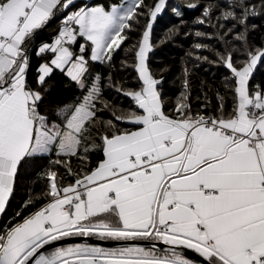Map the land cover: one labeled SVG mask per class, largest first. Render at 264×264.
I'll return each instance as SVG.
<instances>
[{
    "label": "snow or ice",
    "instance_id": "snow-or-ice-1",
    "mask_svg": "<svg viewBox=\"0 0 264 264\" xmlns=\"http://www.w3.org/2000/svg\"><path fill=\"white\" fill-rule=\"evenodd\" d=\"M144 6V0L112 4L110 10L103 5L77 7L74 0H0V213L22 165L53 149L57 157L42 173L46 191L30 197L25 207L41 198L47 203L0 231V264H264V89L250 91L249 86L257 64L264 61V48L249 52L240 67L231 54L222 57L235 83L230 114L225 115L221 102L219 116L191 115L184 93L176 102V115L166 114L156 88L159 81L146 63L153 21L165 6V0H156L133 47L142 87L125 95L136 107L115 115V120L136 127L119 131L107 121L105 127L114 130L99 137L101 145L94 143L101 89L99 76L85 82L88 59L110 62ZM72 7L76 10L64 16L52 43L37 51L38 56L54 54L37 69V83L43 86L54 69H66L87 94L49 116L39 110L41 92L26 79L27 45L57 11ZM229 17L235 18L234 13L227 12L225 19ZM78 36L90 42V57L85 55L88 44L80 45V54L65 46ZM90 143L102 150L103 158L94 168L73 172L72 158L86 161ZM53 165L64 167L73 179L60 184ZM70 236L159 241L172 248L159 255L155 246L106 249L80 243L57 247L48 255L41 251ZM176 247L202 259H188Z\"/></svg>",
    "mask_w": 264,
    "mask_h": 264
},
{
    "label": "trees",
    "instance_id": "trees-1",
    "mask_svg": "<svg viewBox=\"0 0 264 264\" xmlns=\"http://www.w3.org/2000/svg\"><path fill=\"white\" fill-rule=\"evenodd\" d=\"M120 1L91 0L90 4L108 8ZM155 2L156 0H144L145 6L138 9L143 15L138 17V23L133 22L131 30H125L127 39L113 53L110 62L101 63L88 59L85 79L92 76L100 78V96L95 102L99 129L94 134L96 145L102 144L99 139L101 135L114 130L105 127L107 121L111 120L119 131L132 130L135 127L115 120V115H127L129 110L136 107L134 101L125 97L124 93L138 91L142 87L134 67L136 60L133 47L138 45L142 37L148 21V11ZM82 3L75 2V5L78 7ZM74 8L76 7L63 12L57 11L51 22L39 30L27 45L29 68L26 79L33 90L41 92L43 99L39 110L49 116L58 107L80 101L84 92V89L60 70H53L43 86L37 83V69L52 57L49 52L38 56V45L49 43L55 38L64 16ZM205 9H208L207 16L204 15ZM227 12L234 13L235 18L225 19ZM201 20L204 22L200 23ZM82 43L88 44L77 38L70 47L79 53ZM150 43L147 67L152 77L159 81L157 89L166 114L176 115L174 109L181 93L187 96L186 102L191 115L219 116L221 102L225 115L230 114L235 106V83L222 57L231 54L234 65L240 67L247 60L249 52L264 48V0H165L164 8L153 21ZM196 45L200 47L197 48ZM90 51L89 47L86 58L90 57ZM249 86L250 91L264 89V61L258 64L252 74ZM88 147L91 150L87 153L86 161L72 158L73 172H80L85 167L94 168L103 158L102 150L92 147L91 143ZM81 151L83 153V148ZM56 158L55 153H50L42 159L21 166L15 190L0 217V231L22 221L37 207L47 203L46 198H41L35 205L25 207L30 197L35 199L46 191L47 182L42 173L49 167V161ZM52 167L62 177L58 181L60 184L66 185L73 179L66 174L64 167ZM17 212L20 213L19 216Z\"/></svg>",
    "mask_w": 264,
    "mask_h": 264
},
{
    "label": "water",
    "instance_id": "water-1",
    "mask_svg": "<svg viewBox=\"0 0 264 264\" xmlns=\"http://www.w3.org/2000/svg\"><path fill=\"white\" fill-rule=\"evenodd\" d=\"M80 54V53H79ZM125 97L131 98L127 95ZM73 243H86L90 245H96L100 247H107V248H116L120 246H140V247H146V248H152L155 246V250L159 252H165V250L171 249L172 246L165 245L162 242L159 241H142V240H136V241H102L95 237H78V236H70L63 240L56 241L50 245L45 246L44 249L41 251L45 253L46 251L56 248L58 246L67 245V244H73ZM176 251L180 252L182 255H184L186 258L191 259L193 261H199L202 258L198 257V255L191 250L183 249L182 247H176Z\"/></svg>",
    "mask_w": 264,
    "mask_h": 264
},
{
    "label": "crops",
    "instance_id": "crops-1",
    "mask_svg": "<svg viewBox=\"0 0 264 264\" xmlns=\"http://www.w3.org/2000/svg\"><path fill=\"white\" fill-rule=\"evenodd\" d=\"M85 0H74V3L75 2H84ZM90 1L91 0H89V4H90ZM74 10V9H73ZM72 9L70 10V11H68V12H71V11H73ZM77 38H80L81 40H83V41H85L82 37H77ZM54 40V39H53ZM52 40V41H53ZM52 41L51 42H49V44H51L52 43ZM48 43V42H47ZM88 43V45H89V43L90 42H87ZM41 44H43V43H41ZM41 44H39L38 45V49H39V47L41 46ZM82 44H84V43H82ZM67 47H69V49H70V51H72L74 54H79V53H76L71 47H70V45H67ZM89 47H90V45H89ZM49 53H51V52H49ZM51 55H52V57H51V59H53L54 58V54L53 53H51ZM148 55V54H147ZM50 59V60H51ZM146 63H147V61H146ZM260 63V62H259ZM258 63V64H259ZM258 64H257V66H258ZM257 68V67H256ZM54 70H59V69H54ZM255 71V70H254ZM64 73L66 74V69H65V71H64ZM254 73V72H253ZM139 76V75H138ZM70 78V77H69ZM71 79V78H70ZM79 86V85H78ZM80 87V86H79ZM156 88H157V85H156ZM157 91H158V89H157ZM77 103V102H76ZM130 124V123H129ZM132 125V124H131ZM136 127V126H135ZM135 127L132 129V130H134L135 129ZM51 153H55V150L53 149V151L51 152ZM2 216V213H0V217ZM96 238V237H95ZM75 244H80V243H73V244H67V245H62V246H58V247H68V246H73V245H75ZM90 245V244H89ZM92 246H96V245H92ZM98 247H100V246H98ZM57 248V247H56ZM103 248H106V249H112V248H107V247H103ZM146 250L147 249H150V248H146V247H144ZM55 250V248H53V249H50V250H48V251H46L44 254L45 255H48V254H50L52 251H54ZM156 251V250H155ZM157 252V254H159V255H164L165 254V252H159V251H156Z\"/></svg>",
    "mask_w": 264,
    "mask_h": 264
},
{
    "label": "rangeland",
    "instance_id": "rangeland-1",
    "mask_svg": "<svg viewBox=\"0 0 264 264\" xmlns=\"http://www.w3.org/2000/svg\"><path fill=\"white\" fill-rule=\"evenodd\" d=\"M88 2H89V0H85L82 4H80V5H78V6H84V5H87V6H96V5H98V4H89ZM131 2H132V0H121L117 5H120V6H127V5L130 4ZM110 7H111V5H110L108 8H106V9H109V10H110ZM72 10H73V9H72ZM75 10H76V8H74L73 11H75ZM54 39H55V38H54ZM89 45H90V43H89ZM65 46H67V45H65ZM94 78H95V76L89 77L88 79H85V82L87 83V82L91 81V80L94 79ZM86 94H87V90L84 89V92H83L82 98H81L80 101H78L77 103L81 102L82 99H83V97H84ZM74 104H75V103H74Z\"/></svg>",
    "mask_w": 264,
    "mask_h": 264
},
{
    "label": "built area",
    "instance_id": "built-area-1",
    "mask_svg": "<svg viewBox=\"0 0 264 264\" xmlns=\"http://www.w3.org/2000/svg\"><path fill=\"white\" fill-rule=\"evenodd\" d=\"M58 35V33L55 35V37Z\"/></svg>",
    "mask_w": 264,
    "mask_h": 264
}]
</instances>
